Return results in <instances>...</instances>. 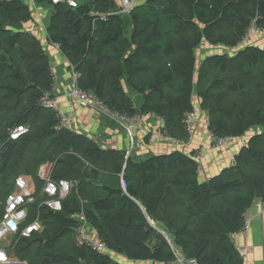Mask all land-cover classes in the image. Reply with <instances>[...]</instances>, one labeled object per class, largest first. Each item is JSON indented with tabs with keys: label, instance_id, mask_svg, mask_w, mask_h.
<instances>
[{
	"label": "trees",
	"instance_id": "trees-1",
	"mask_svg": "<svg viewBox=\"0 0 264 264\" xmlns=\"http://www.w3.org/2000/svg\"><path fill=\"white\" fill-rule=\"evenodd\" d=\"M73 1L75 7L33 0L52 9L48 42L69 60L80 87L105 106L158 116L172 139L183 142L196 94L217 136L233 141L263 131L241 149L235 165L206 182L193 152L137 162L101 150L84 135L57 132L54 114L40 106L53 84L50 58L24 29L33 9L23 0H0V216L20 175L41 188L43 165H53L54 180L75 185L60 212L29 207L28 223L39 214L42 230L15 238L9 254L26 264H128L112 254L129 264H178L177 254L197 264H243L232 236L254 203L264 201V49L252 42L200 65L196 51L203 43L235 48L253 22L264 30V0H136L130 36L114 0ZM18 126L29 132L13 141L9 133ZM122 180L120 195L94 184L117 189ZM81 212L109 252L80 243ZM153 221L165 225L171 242Z\"/></svg>",
	"mask_w": 264,
	"mask_h": 264
},
{
	"label": "crops",
	"instance_id": "crops-1",
	"mask_svg": "<svg viewBox=\"0 0 264 264\" xmlns=\"http://www.w3.org/2000/svg\"><path fill=\"white\" fill-rule=\"evenodd\" d=\"M23 1L33 9V20L25 24L24 29L33 34L41 42L50 58L52 71L57 77V90L54 91L53 94L56 96L60 108L71 120V132L86 136L103 151L123 152L126 154V157H130L137 162L145 161L153 156L168 155L175 151L191 154L195 150H202L203 155L199 171V179L201 182L209 181L223 170L230 168V166H232V160L235 159L241 149L249 143V139L246 140L245 136H243L242 138L233 140L232 145L227 149L212 150L209 146V129L207 125L209 119L208 113L202 109V101L196 94L193 98V104L197 112L198 122L193 143L191 147L187 148L184 145L186 141L174 140L170 143L158 136L157 132L165 125L163 119L158 116L151 114L147 115L144 121L136 122L132 133L128 134L118 123L112 121L97 110L81 107L67 96V89L72 81V65L57 46L48 42L47 26L52 14L51 7L47 5H37L31 0ZM114 2L117 12L119 13V10L122 8V2L121 0H114ZM138 4L139 2H137L136 6ZM120 15L124 18L126 26H128L130 24V14ZM131 32L132 25L130 24L128 36H130ZM253 41H256V43H253L258 45L261 49H264V39L260 38V36L254 35ZM228 52L232 53L230 49L224 46H210L207 43H203L196 51L197 63L200 65L208 56L226 54ZM126 92L129 93L134 101L136 100L137 105L141 103L140 98L137 95L133 96L134 93L130 92L129 89H126ZM50 171L52 177L53 165H51ZM24 177H26L30 183L37 186L31 177ZM123 185L126 189L125 182ZM245 218L251 222L250 232L248 234H235L232 236V240L243 258V264H264V207L261 206L259 202L254 203L247 211ZM151 223L158 231L166 236L169 242H171V237L163 223H155L154 221ZM92 234L94 235V233ZM112 255H114L115 258L118 257L122 259L118 261L128 264L131 263L123 256L116 254ZM11 259L12 264H21V262L13 256H11ZM145 264L153 263L149 262Z\"/></svg>",
	"mask_w": 264,
	"mask_h": 264
},
{
	"label": "built area",
	"instance_id": "built-area-1",
	"mask_svg": "<svg viewBox=\"0 0 264 264\" xmlns=\"http://www.w3.org/2000/svg\"><path fill=\"white\" fill-rule=\"evenodd\" d=\"M33 2V0H31ZM54 4L59 2H68L75 7L73 0H50ZM122 8L119 10V14H130L137 2L135 0H121ZM258 35L264 37V30L259 28L256 22H253L251 28L244 35L243 40L230 51H235L247 45L252 44L253 36ZM58 47V46H57ZM53 84L49 91H46L40 100V106L53 112L57 125L55 130L57 132L70 130L71 120L69 116L60 108L57 103L54 91L57 90V77L52 71ZM78 74L73 68L72 81L67 89V96L81 107L97 110L104 116L108 117L112 121L118 123L128 134H131L136 122L144 121L147 117L146 114L130 115L127 113H120L114 109L105 106L99 99L93 94L83 90L78 82ZM198 122L197 112L192 111L187 114L184 119V128L187 134L185 147H191L194 137L196 125ZM209 129V121L207 122ZM29 132V128L26 126H18L10 131L9 136L13 141L20 140L24 135ZM158 136L167 142H173L174 139L168 134L165 129V125L157 132ZM209 146L212 150H220L231 143V139L227 136L219 137L213 130H208ZM195 160L201 162L203 151H193ZM232 165L235 164V160H232ZM51 165H43L38 173L40 180L42 181L41 188H38L34 184L30 183L24 176H19L15 180V190L7 197L5 204V212L0 216V264H12V259L9 254L8 248L12 244L15 238H30L33 234L42 230V226L39 221V214L36 215L35 220L28 223L30 218L29 207L38 204L40 207H44L52 213L60 212L62 210V203L69 197L74 184L67 180H54L51 177ZM125 188V187H124ZM260 205L264 207V201H259ZM78 225L75 229V234L81 244L86 245L96 251L97 253L109 252V247L105 242L99 239L98 235L90 233L87 226V220L83 212L76 215ZM251 230V222L245 218L244 226L240 231L241 234H248ZM178 264H197L193 260H188L177 254Z\"/></svg>",
	"mask_w": 264,
	"mask_h": 264
},
{
	"label": "rangeland",
	"instance_id": "rangeland-1",
	"mask_svg": "<svg viewBox=\"0 0 264 264\" xmlns=\"http://www.w3.org/2000/svg\"><path fill=\"white\" fill-rule=\"evenodd\" d=\"M121 10V9H120ZM129 30H130V24L128 25V26H126V31H127V33L129 32ZM257 35V34H256ZM260 38H262V39H264V37H260ZM253 42H255L256 43V41H253ZM236 51H237V49H236ZM133 96H135V94H133ZM135 102H136V100H135ZM263 131V129H252V130H250L249 131V133L247 134V135H244L245 136V139L246 140H248V142L250 141V139H251V137H253L256 133H260V132H262ZM232 142L233 141H231V143L229 144V145H227L226 147H224V148H222V149H227V148H229L231 145H232ZM222 149H220V150H222ZM116 261H118V260H122L121 258H118V257H116V258H114Z\"/></svg>",
	"mask_w": 264,
	"mask_h": 264
},
{
	"label": "water",
	"instance_id": "water-1",
	"mask_svg": "<svg viewBox=\"0 0 264 264\" xmlns=\"http://www.w3.org/2000/svg\"><path fill=\"white\" fill-rule=\"evenodd\" d=\"M123 183H124V181L122 180L121 187L120 188H117V189L109 188L108 186H106L104 184H101V183H94V184H96L98 187H100V188L104 189L105 191H107L108 194H109V196H110L112 194L120 195L121 193H123V191H125V188H124ZM21 264H26V263H24V262L22 263L21 262Z\"/></svg>",
	"mask_w": 264,
	"mask_h": 264
},
{
	"label": "clouds",
	"instance_id": "clouds-1",
	"mask_svg": "<svg viewBox=\"0 0 264 264\" xmlns=\"http://www.w3.org/2000/svg\"><path fill=\"white\" fill-rule=\"evenodd\" d=\"M193 111H195V110H193Z\"/></svg>",
	"mask_w": 264,
	"mask_h": 264
}]
</instances>
